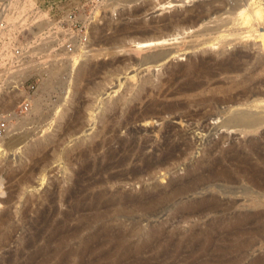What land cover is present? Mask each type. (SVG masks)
<instances>
[{"label":"rangeland","instance_id":"374dc122","mask_svg":"<svg viewBox=\"0 0 264 264\" xmlns=\"http://www.w3.org/2000/svg\"><path fill=\"white\" fill-rule=\"evenodd\" d=\"M0 17L10 25L5 42L25 49L28 62L20 69L28 97L8 98L6 110L26 104L16 113L31 127L14 131L0 153V264H264V191L247 182L256 174L264 185V126L247 134L219 128L224 105L209 103L189 106L182 123L167 114L128 122L143 101L195 100L199 92L170 94L202 64L212 67L209 88L263 78L264 0H0ZM176 19L167 40L134 44ZM157 50L168 58L139 63ZM238 52L240 72L219 74L216 65ZM82 63L95 73L76 82ZM176 131L187 144L146 169ZM222 169L225 182L211 178ZM108 175L117 177L112 187L102 183ZM197 176L204 188L172 201V186ZM103 189L160 201L118 211L95 201Z\"/></svg>","mask_w":264,"mask_h":264},{"label":"bare ground","instance_id":"6f19581e","mask_svg":"<svg viewBox=\"0 0 264 264\" xmlns=\"http://www.w3.org/2000/svg\"><path fill=\"white\" fill-rule=\"evenodd\" d=\"M167 4H168V6H167L168 8L172 7L169 2ZM200 11L201 12L198 11L199 13L197 14V16L202 14V12H203L202 9H200ZM242 13H243V10H240L238 12V16H241ZM177 19L175 22H171V21L165 22L166 20H164L161 22L162 24L160 26L155 25V26H152L153 28L151 30H147L143 33L141 32L142 34L140 35V37H137L136 39L133 40L134 44H138L141 46H148V45H152V44H156V43H161V42L167 40L166 39V37H167L166 32L169 31L168 29L170 27L177 25L180 22ZM169 22H171V23H169ZM193 22H196V21H193V18H190V19L188 18V19L184 20L185 24H187V23L193 24ZM247 22L248 21H246L245 23H247ZM204 30H201L202 32L203 31L204 32L203 33L200 32V34H207L209 32L207 29H204ZM122 32L119 34H122ZM245 33H247V32H245ZM114 35H116V34H114ZM258 37L261 38V41L264 40L263 35H259ZM262 43H263V41H262ZM167 56H168L167 50L166 51L157 50L152 54L149 53L148 55H144L143 57H141V60L139 61V63L141 65H149V64L156 65L158 63H161L164 59H166ZM240 56H241L240 52L232 54L230 56V58H228L226 61L220 62L216 65L217 66L215 68L216 71L219 74H225L227 76L238 74L241 69H240V66L237 65V63H235V59L237 58L239 60ZM106 64H108V63H106ZM200 64H202V63L200 62ZM88 65H90V64H88ZM102 66H104V65H102ZM199 66L200 67H199L198 76L188 80L187 82H185L183 84V86L178 91H175L172 94H170V97L172 96V98H173V95H175V94L185 96V97H193L194 95L191 96L192 93L199 92L198 94L195 95V96H197V98L195 100L192 99L189 102H185V101L183 102V101H177V100L166 101V102H156V101L154 102L153 100L148 101V102L143 101L141 103L140 108L137 111H133L131 113V116L128 119V122L133 121L136 123L152 124L153 119L162 120L163 115L167 114V115L175 116V118L179 120V123H182L184 117H188V115H186V114H187V109L189 106L197 105L198 103H209V105H211L212 107L224 105V108L221 110V113L225 114V118H223L221 120L220 124L218 125L219 128L226 129V130L232 129V130L240 131L241 133L247 134V133H254L259 128L264 126V106L261 105V104H264V77L263 78H242L240 80L231 81L227 87L209 88L208 82L211 80L210 78L213 75V73L211 71L212 67H209V66H206L203 64L199 65ZM92 68H93L92 66H90V67L87 66L86 63L80 64V66L78 67L77 72H76V77H75L76 82L84 81L85 79H87L91 75H93L95 73V70ZM231 78H233V77H231ZM201 79H203V80H201ZM84 82H82V83L84 84ZM143 82L145 84H147L149 82V80L144 79ZM83 84H82V86H83ZM238 87H241L240 88L241 90L240 91H234ZM139 91L146 93V89L144 88V86L140 87ZM77 97H78V95H77ZM174 97H176V96H174ZM172 98H170V99H172ZM145 101H147V100H145ZM242 106L249 108V109H242L241 108ZM252 108H254V109L252 110ZM192 113H193V111H192ZM204 116L205 115L202 114V116L200 118H204ZM170 130H173V128H169L166 133H169ZM135 137H136V135H135ZM173 137L174 138L171 139V137L169 135L167 136V138L165 139L164 148L158 151L159 155H158L157 160L155 159L156 158L155 155L148 156L149 160L152 161L154 159L155 161L154 162H148L146 164L144 162V166H146L145 167L146 169H147V167L150 168V165L154 166V167H163V165L166 163V161H168V159H170L176 151L177 152L179 151L181 146L187 144L180 132L176 131L174 133ZM132 138H133V136H132ZM133 140H135V139H133ZM143 146H145V145H143ZM119 148L121 149V146ZM28 153L29 154L36 153V151L34 149H29ZM140 153H141V151H140ZM124 159H125L124 157L119 159L117 164H120ZM227 162H229V161H227ZM210 165H211V163H210ZM214 170L211 171V175H212L211 178H216V180H220V181H224V182L229 178L230 174L228 173L227 169L219 170V172H216ZM132 173H133V171H132ZM132 173H130L131 176H132ZM116 175H110V176L108 175L106 179L101 178V179H104V181L102 183L104 185L109 184L112 187L113 184L115 183V181L117 180ZM199 180H200V182H204L200 178V176H197L196 178L194 177L193 179H191V181L189 180L188 182H183V183H179L178 185L172 186L173 187V189L171 191L172 196H170V197H172V201L173 200L181 201L182 200L181 197H184L185 195H187L189 193L190 194L196 193V191L198 189H200L199 186H201V189H203L204 185L206 183H203V184L198 186V185H196V182ZM247 182L254 185V187L262 189L264 191V185L261 183L258 175L253 174L250 177H247ZM156 196H158V195H156ZM157 198L158 197H155V196H150L148 198H142L140 196L135 197V196L128 194V192L121 191L120 189H114L111 192L105 191V189H103L101 192H99L95 196V201H99L100 204H104V205H108V206L110 205L112 207L117 208L118 211H123V212H124V210H128L131 207L141 208L143 210L149 211L155 205ZM162 198H165V197H162ZM168 199L171 200L170 198H168ZM159 201L160 200H158L157 203ZM166 201H168V200L166 199ZM200 201H202V200H200ZM185 203L186 204H189V203L195 204L197 202L196 201H185ZM210 207L212 208V206H210ZM149 213H152V211H150ZM3 220L0 219V225L4 224ZM4 237H5V234H3L1 232L0 233V239H3Z\"/></svg>","mask_w":264,"mask_h":264},{"label":"built area","instance_id":"2783aa9c","mask_svg":"<svg viewBox=\"0 0 264 264\" xmlns=\"http://www.w3.org/2000/svg\"><path fill=\"white\" fill-rule=\"evenodd\" d=\"M8 28L10 30L7 20L0 17V153L2 154L4 153L3 147L13 137L12 133L16 130L28 129L29 127L22 126L16 113L18 110L26 107V104L17 101V107L13 111L12 109L10 111L6 110L8 98L23 95V93L25 94V96L23 95L24 97H28L23 90V86L28 78L21 76L20 73V69L28 64L27 58L24 56L25 49H22L19 45L15 46L11 42H5L4 36ZM86 38L87 36L84 37L83 41L88 43ZM79 48L82 49L80 46ZM1 192L2 190L0 189V195Z\"/></svg>","mask_w":264,"mask_h":264}]
</instances>
